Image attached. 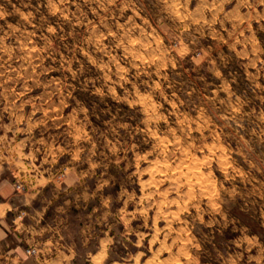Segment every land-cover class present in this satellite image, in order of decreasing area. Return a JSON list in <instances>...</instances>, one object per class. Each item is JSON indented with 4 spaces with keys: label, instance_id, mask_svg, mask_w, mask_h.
<instances>
[{
    "label": "rangeland",
    "instance_id": "1",
    "mask_svg": "<svg viewBox=\"0 0 264 264\" xmlns=\"http://www.w3.org/2000/svg\"><path fill=\"white\" fill-rule=\"evenodd\" d=\"M0 172L99 264H264V0H0Z\"/></svg>",
    "mask_w": 264,
    "mask_h": 264
},
{
    "label": "crops",
    "instance_id": "2",
    "mask_svg": "<svg viewBox=\"0 0 264 264\" xmlns=\"http://www.w3.org/2000/svg\"><path fill=\"white\" fill-rule=\"evenodd\" d=\"M40 179L18 189L0 172V264H79L81 257L102 263L110 243L104 227L97 240L94 225L85 221L75 227L68 205L56 201L57 192L45 196ZM28 246L36 252L27 253Z\"/></svg>",
    "mask_w": 264,
    "mask_h": 264
},
{
    "label": "built area",
    "instance_id": "3",
    "mask_svg": "<svg viewBox=\"0 0 264 264\" xmlns=\"http://www.w3.org/2000/svg\"><path fill=\"white\" fill-rule=\"evenodd\" d=\"M17 186L19 187V185H17ZM26 252L27 253H35L36 252V247H34V246H28L26 248Z\"/></svg>",
    "mask_w": 264,
    "mask_h": 264
}]
</instances>
